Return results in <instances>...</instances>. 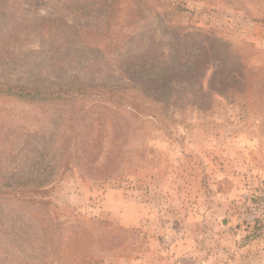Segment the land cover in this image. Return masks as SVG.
I'll use <instances>...</instances> for the list:
<instances>
[{
  "label": "rangeland",
  "instance_id": "rangeland-1",
  "mask_svg": "<svg viewBox=\"0 0 264 264\" xmlns=\"http://www.w3.org/2000/svg\"><path fill=\"white\" fill-rule=\"evenodd\" d=\"M8 7L0 85L80 97L34 105L0 94V264H264L261 110L212 109L196 87L197 98L182 93L168 115L143 114L133 135L123 120L112 125L110 111L127 118L132 96L144 100L126 78L130 58L168 52L186 36L246 48L264 68V0H9ZM23 187L42 188L36 198L50 204L21 205L13 195ZM50 215L67 227L57 256Z\"/></svg>",
  "mask_w": 264,
  "mask_h": 264
},
{
  "label": "trees",
  "instance_id": "trees-1",
  "mask_svg": "<svg viewBox=\"0 0 264 264\" xmlns=\"http://www.w3.org/2000/svg\"><path fill=\"white\" fill-rule=\"evenodd\" d=\"M8 1L0 0V23L4 22V17L9 11ZM253 20L260 21L257 18ZM41 27L44 34H50L53 31L49 25H42ZM28 29L24 28L17 33ZM252 57L246 48H238L212 37L205 41L203 38L186 36L177 39L168 52L146 51L136 58H130L125 69L126 78L133 86L137 88L139 86L143 89L141 92L144 100L132 96L129 101L132 105L131 112L127 118L119 115L117 111L110 110L114 114L112 125L121 124L123 120L133 135L136 130V121H140L143 114L153 117H157L159 113L168 115L169 103L175 100L181 101L180 95L182 93L191 90V93L185 97L196 99L197 96L194 91L196 87L203 88L201 91L205 90V93H208L209 98L213 100L211 101L212 109L214 104L220 103L240 107L241 110H247V107H250L252 110H261L264 114V68L255 65ZM137 71L142 72L141 76L140 73H136ZM73 93L62 88L60 90H47L23 82L13 85H0V94L12 96L16 100L34 105H49L60 101L76 102L80 96ZM216 97H219L220 100H217ZM145 100L151 101V103L149 104ZM95 107L105 109L107 106L98 105ZM199 109L200 111L204 110L201 106ZM99 121V126H107L104 114L99 115ZM76 126L77 122H73V127H70L72 133L78 130ZM75 134L71 135L72 139L76 137ZM73 143L75 141L71 140V146ZM70 148L67 149L70 150ZM64 149L62 148V152L66 155ZM75 153H69V159L73 157L75 160ZM128 160L131 161V155H129ZM112 174L114 172L111 170L110 175ZM26 188H19L13 195L14 199L18 200L21 205L36 209L38 205L46 207L50 204L43 198H36L38 190L42 188L33 187L25 191ZM45 193L44 190H40V194ZM49 213H51L50 210ZM49 224V231L53 237L51 240L52 249L57 256L61 245L59 233L65 231L67 227L65 224L54 220L52 216ZM69 227L71 228L73 225Z\"/></svg>",
  "mask_w": 264,
  "mask_h": 264
},
{
  "label": "built area",
  "instance_id": "built-area-1",
  "mask_svg": "<svg viewBox=\"0 0 264 264\" xmlns=\"http://www.w3.org/2000/svg\"><path fill=\"white\" fill-rule=\"evenodd\" d=\"M261 213H262V212H261ZM259 216H260V215H258V216H254V219H257Z\"/></svg>",
  "mask_w": 264,
  "mask_h": 264
}]
</instances>
